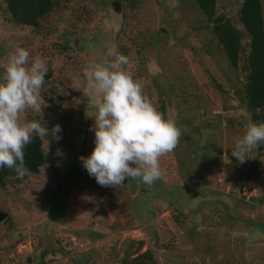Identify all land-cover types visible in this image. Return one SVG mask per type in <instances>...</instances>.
Instances as JSON below:
<instances>
[{"label":"rangeland","instance_id":"1","mask_svg":"<svg viewBox=\"0 0 264 264\" xmlns=\"http://www.w3.org/2000/svg\"><path fill=\"white\" fill-rule=\"evenodd\" d=\"M241 3L217 0L216 13L242 28ZM17 45L45 59L50 134L38 173L0 185V264H137L147 251L139 264H264V146L242 164L231 155L248 123L234 92L244 74L194 0H56L36 28L11 21L0 0V76ZM111 46L182 133L152 186H100L79 159L94 148L97 111L86 68L110 61ZM20 119L42 117L26 110Z\"/></svg>","mask_w":264,"mask_h":264},{"label":"clouds","instance_id":"2","mask_svg":"<svg viewBox=\"0 0 264 264\" xmlns=\"http://www.w3.org/2000/svg\"><path fill=\"white\" fill-rule=\"evenodd\" d=\"M106 63H89L86 68L90 97L97 111L90 131L94 132V148L87 157L80 156L84 169L103 187H121L125 180L140 179L148 186L164 180L160 157L178 146L181 130L172 120L163 118L144 94L143 87L125 71L128 57L115 46L107 50ZM45 59L32 57L16 46L7 54L0 76V168L12 169L18 178L29 175L24 148L33 137H48L50 129L43 119L47 102L41 95L45 84ZM31 110L42 120L21 122L20 114ZM248 123L244 134L235 141L231 155L241 164L248 153L264 144V122ZM62 129L51 128L53 137ZM231 163L227 153L223 157Z\"/></svg>","mask_w":264,"mask_h":264},{"label":"trees","instance_id":"3","mask_svg":"<svg viewBox=\"0 0 264 264\" xmlns=\"http://www.w3.org/2000/svg\"><path fill=\"white\" fill-rule=\"evenodd\" d=\"M56 0H5L10 20L19 25L38 27L42 17L55 6ZM198 10L211 23V32L221 47L228 65L244 76L234 92L242 110L253 113V122H264V14L262 0H242L238 21L242 28L224 15L216 13L217 0H194ZM248 39V47L243 40ZM243 55V56H242ZM247 116V115H246ZM42 138L34 136L32 143L24 148L25 166L30 174L38 173L45 162ZM264 146V144H262ZM17 176L12 169L0 168V185ZM264 202V199L261 201ZM149 256L140 254L134 260L137 264ZM141 259V260H140Z\"/></svg>","mask_w":264,"mask_h":264},{"label":"water","instance_id":"4","mask_svg":"<svg viewBox=\"0 0 264 264\" xmlns=\"http://www.w3.org/2000/svg\"><path fill=\"white\" fill-rule=\"evenodd\" d=\"M115 10H116L117 12L120 11L119 8H116ZM116 11H115V12H116ZM6 217H7V213L4 212V211H0V221H6Z\"/></svg>","mask_w":264,"mask_h":264},{"label":"built area","instance_id":"5","mask_svg":"<svg viewBox=\"0 0 264 264\" xmlns=\"http://www.w3.org/2000/svg\"><path fill=\"white\" fill-rule=\"evenodd\" d=\"M254 194V193H253Z\"/></svg>","mask_w":264,"mask_h":264}]
</instances>
